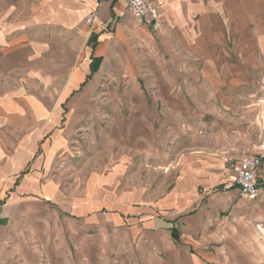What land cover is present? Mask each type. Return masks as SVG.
<instances>
[{
    "label": "crops",
    "instance_id": "obj_1",
    "mask_svg": "<svg viewBox=\"0 0 264 264\" xmlns=\"http://www.w3.org/2000/svg\"><path fill=\"white\" fill-rule=\"evenodd\" d=\"M147 1L157 32L125 0H0V75L51 53L66 99L100 81L126 97L104 105L119 153L76 163L80 117L24 101L17 124L0 88V264H257L264 162L253 201L230 186L264 146V0Z\"/></svg>",
    "mask_w": 264,
    "mask_h": 264
},
{
    "label": "rangeland",
    "instance_id": "obj_2",
    "mask_svg": "<svg viewBox=\"0 0 264 264\" xmlns=\"http://www.w3.org/2000/svg\"><path fill=\"white\" fill-rule=\"evenodd\" d=\"M51 53L48 55L49 59L44 61H27L22 56L16 59V71L14 75L6 76L0 75V88L3 91L6 87L5 83L8 82L10 90L15 88V95L17 100L16 112H17V124L19 114L24 113V110L28 108L27 102L31 105L30 109L33 115H39L41 111H48L54 114L80 117L74 124L72 142L68 152L74 155L73 162L76 163H87L88 159L92 162L104 163L110 161L112 156H116L119 153L120 144L119 141L116 143L113 140L114 135L110 132L109 124H107L109 109L104 107L105 101L109 99L119 100L124 99L120 89L117 91H105L106 87L102 84V81L96 86L94 92L89 95L84 90L74 92L66 99L68 93H65L63 88L69 80L68 73L63 75L59 74L60 69L58 68L59 61L55 58H51ZM31 68V71H37L36 74L33 72L29 73L25 68L27 66ZM42 66V68H40ZM46 66L47 68H44ZM39 71L44 72L40 74ZM66 71V70H64ZM39 73V74H38ZM130 98L131 93H129ZM133 99H136L135 95H132ZM80 99L87 101H95L94 107H81L80 109H71L72 100ZM39 100H45L47 108H40L38 106ZM26 102V106H19L21 102ZM70 101L69 103H67ZM76 110H78L76 112ZM79 112V113H78ZM261 126L264 127L262 123ZM27 141L20 140L17 144L26 143ZM20 144V145H21ZM124 144H127L124 142ZM264 149V146H263ZM78 157V158H76ZM77 159V160H75ZM241 161V160H240ZM231 187V186H230ZM246 200L253 201L254 199ZM256 237L260 236V241L263 244V251L257 253V264H264V224L262 227H255ZM259 235V236H258Z\"/></svg>",
    "mask_w": 264,
    "mask_h": 264
},
{
    "label": "built area",
    "instance_id": "obj_3",
    "mask_svg": "<svg viewBox=\"0 0 264 264\" xmlns=\"http://www.w3.org/2000/svg\"><path fill=\"white\" fill-rule=\"evenodd\" d=\"M97 2L101 0H96ZM127 12L139 23L157 32L161 29L162 15L157 8L147 0H125ZM93 13L85 20L87 24L93 21ZM264 162V149L258 154L239 161L231 187H236L241 198L255 199L259 194L261 164Z\"/></svg>",
    "mask_w": 264,
    "mask_h": 264
},
{
    "label": "trees",
    "instance_id": "obj_4",
    "mask_svg": "<svg viewBox=\"0 0 264 264\" xmlns=\"http://www.w3.org/2000/svg\"><path fill=\"white\" fill-rule=\"evenodd\" d=\"M172 236H173V238L175 239V240H177V238H178V234H177V232L173 229L172 230Z\"/></svg>",
    "mask_w": 264,
    "mask_h": 264
}]
</instances>
